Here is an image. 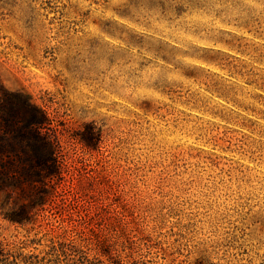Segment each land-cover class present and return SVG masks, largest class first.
Segmentation results:
<instances>
[{
	"label": "rangeland",
	"instance_id": "obj_1",
	"mask_svg": "<svg viewBox=\"0 0 264 264\" xmlns=\"http://www.w3.org/2000/svg\"><path fill=\"white\" fill-rule=\"evenodd\" d=\"M27 99L61 171L0 264H264V0H0L1 141Z\"/></svg>",
	"mask_w": 264,
	"mask_h": 264
},
{
	"label": "trees",
	"instance_id": "obj_2",
	"mask_svg": "<svg viewBox=\"0 0 264 264\" xmlns=\"http://www.w3.org/2000/svg\"><path fill=\"white\" fill-rule=\"evenodd\" d=\"M10 121L14 122V127H6V131L2 134L4 141H1L0 136V195L8 193L15 181L22 189L34 190L35 194L32 198L36 195L39 197L43 195L44 198L51 192L54 179L61 171L55 140L42 128L45 122L44 113L27 99L20 102L19 109L15 113H11ZM10 138L28 139L30 144L18 147L16 150L15 147L10 146ZM8 153L17 160L13 161ZM27 167L32 168L31 172ZM23 208L25 214L28 213L29 210H26L25 206ZM149 237L143 235L142 238L147 241ZM113 264L123 263L117 261ZM131 264L138 262L131 260Z\"/></svg>",
	"mask_w": 264,
	"mask_h": 264
}]
</instances>
